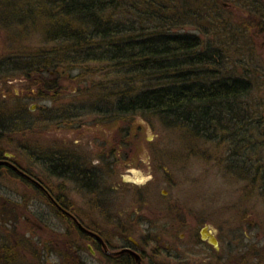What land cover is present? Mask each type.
<instances>
[{"label":"rangeland","instance_id":"rangeland-1","mask_svg":"<svg viewBox=\"0 0 264 264\" xmlns=\"http://www.w3.org/2000/svg\"><path fill=\"white\" fill-rule=\"evenodd\" d=\"M250 8L261 10L264 18V1L254 5L251 0ZM241 9L238 12L243 14L253 12L244 10L243 6ZM221 16L226 14L222 12ZM6 20L0 19V95L8 98L5 105L9 108L17 102L30 109L34 106L31 111L35 124L24 133H0V154L18 160L55 193L65 196L66 204L73 209L84 205L87 218L92 223L99 222L106 235L111 230L106 215L111 159V210L123 213L130 223V236L144 242L146 264L258 263L253 253L247 256V251H257L264 245V202L245 176L231 173L227 163L221 162L227 157L226 150L215 153L213 144H198L188 132H181L177 125L165 126L156 117L129 118L133 126L130 132L119 120L111 125L110 115L102 116L83 108V104L92 105L91 91L102 80L95 73L78 80L77 70L60 76L59 93L52 94L54 99L42 101L36 97L26 102L28 90L35 96L38 93L31 80H26L17 70L9 72V68H17L21 55L46 45L42 44V32L24 30ZM185 30L194 27L185 26ZM261 41L251 35L245 42L244 61L256 101L264 98ZM237 54L233 60L239 63L240 54ZM77 86L82 92L75 97L73 90ZM48 156L51 161L57 156L70 158L81 168L92 170L94 179L96 172L99 177L91 185L83 186L76 176L53 173L49 163L45 164ZM138 173L145 178L143 182H135ZM0 183L5 196L2 201L10 217H15L16 212L11 209L17 208V203L28 216L25 209L30 206V217L35 222V264H40L43 246H47L48 252L44 264H67L64 250L69 240L83 245L86 252L72 225L65 224L60 216L49 214L42 194L29 190L27 184L5 171L0 173ZM20 224L28 229L23 221ZM204 226L218 239L216 253L208 245L199 244V232ZM113 242L120 244L121 240ZM85 252L82 251L84 264H111L110 259L100 255L90 259Z\"/></svg>","mask_w":264,"mask_h":264},{"label":"trees","instance_id":"trees-1","mask_svg":"<svg viewBox=\"0 0 264 264\" xmlns=\"http://www.w3.org/2000/svg\"><path fill=\"white\" fill-rule=\"evenodd\" d=\"M242 6L248 10L251 0H0V19L42 32L46 46L21 55L17 68H9L37 91L35 96L28 90L26 102L53 98L60 76L75 70L77 80L100 75L86 97L92 105L83 108L110 115L111 125L119 120L127 132L133 129L129 118L156 117L198 144H213L215 153L226 150L221 162L245 176L264 202V98L252 97L244 61L246 39L262 40L264 18L261 10L238 12ZM185 26L194 30L184 31ZM237 52L239 63L233 60ZM81 92L77 86L73 96ZM6 99L0 95V133L29 131L35 124L30 107L17 102L9 108ZM57 157L45 159L53 173L91 183L94 175L70 158ZM70 241L65 242L67 264H81L83 245ZM251 253L264 264V245L249 249L247 256Z\"/></svg>","mask_w":264,"mask_h":264},{"label":"flooded vegetation","instance_id":"flooded-vegetation-1","mask_svg":"<svg viewBox=\"0 0 264 264\" xmlns=\"http://www.w3.org/2000/svg\"><path fill=\"white\" fill-rule=\"evenodd\" d=\"M218 14L221 15V12L219 11ZM0 161H4V163L0 164V173L5 171L10 175L13 174L11 176L27 184L29 190H35L39 194H42L50 215L54 214L56 216H60L65 224L73 223L74 226H76L77 233L86 248L85 252L83 247V252H85V255L88 258L95 259L100 255L105 258H111V264H116L117 261L122 264H137L135 257L130 252L124 251L119 254L115 253L123 249H128L139 255L141 264H146L144 263V256L146 254L144 244L142 245L140 240H136L130 236V223L126 220L125 216H122L124 214L115 213L111 210V159L109 162L110 172L108 174L109 210L106 212L109 219L108 222L111 227L109 232L110 235L107 234L108 236L104 234L106 231L100 229L99 222L95 223L93 221L92 223L87 218L89 214L85 212L86 209L84 208V205L79 207L78 210H75L70 205H67L65 196L55 193L53 188L49 187V185L44 183L33 173L27 172L25 167H23L14 157L3 154L0 156ZM85 170L87 171L89 169L86 168ZM89 171V173L94 175L92 170ZM96 176L99 177L97 172ZM96 176L95 179L93 176L94 180H96ZM81 182L83 186L91 185L84 181ZM1 185L2 184L0 183V264H35V222L30 217V206L27 205V209H25L29 214L28 216L18 208L19 204L17 203V208L12 207L15 208L14 210L16 213L13 215L15 217H10L11 214L8 213L9 211L7 212L5 210V204L4 201H2L5 199V196L2 194L3 187ZM101 192L102 190H100V193ZM25 210L23 209V211ZM102 217L104 218V214ZM21 221H23L26 226L28 225V229L20 224ZM96 235L102 239V242L96 238ZM199 239V244L208 245L210 248L215 250L214 253L218 252V250L215 249V247L211 245L207 239L204 240L201 238L200 232ZM114 240H121V243L115 244L113 242ZM46 247L47 246H43V251L40 253V264H44V262L47 261L46 258L48 256V252ZM90 248L92 251H90ZM80 254H82V249L80 250ZM81 256V264H84L85 257L83 254Z\"/></svg>","mask_w":264,"mask_h":264},{"label":"water","instance_id":"water-1","mask_svg":"<svg viewBox=\"0 0 264 264\" xmlns=\"http://www.w3.org/2000/svg\"><path fill=\"white\" fill-rule=\"evenodd\" d=\"M262 38H263V46H264V33H263ZM262 57L264 58V50H263V52H262ZM31 110H34V106L31 107ZM6 156H10V155H9V154H6ZM1 163H4V161H0V164H1ZM138 174H139V173H138ZM137 178H138V179H135V182H137V183H139V182H143V181L145 180V178H144L143 176H141L140 174H139V177H137ZM78 225H79V224H78ZM79 226H81V225H79ZM200 234H201V238H202V239H204V240L207 239V240L209 241V243H211L215 248H217V240H216V238L214 237V235L211 234V232H210L208 226H205V227L201 230V233H200ZM96 238L102 242V239H101L99 236L96 235ZM90 250H91V248H90ZM124 251H128V252H130V253L135 257L137 264H141V260H140L139 255L136 254L135 252L131 251V250L123 249V250H120V251L115 252V253H116V254H119V253L124 252Z\"/></svg>","mask_w":264,"mask_h":264},{"label":"bare ground","instance_id":"bare-ground-1","mask_svg":"<svg viewBox=\"0 0 264 264\" xmlns=\"http://www.w3.org/2000/svg\"><path fill=\"white\" fill-rule=\"evenodd\" d=\"M135 179H138V178H135Z\"/></svg>","mask_w":264,"mask_h":264}]
</instances>
